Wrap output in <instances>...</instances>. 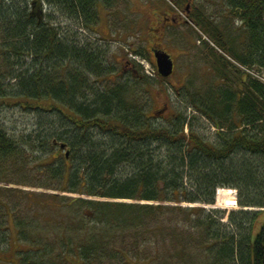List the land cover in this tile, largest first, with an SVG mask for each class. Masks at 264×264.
I'll list each match as a JSON object with an SVG mask.
<instances>
[{
  "label": "trees",
  "instance_id": "trees-1",
  "mask_svg": "<svg viewBox=\"0 0 264 264\" xmlns=\"http://www.w3.org/2000/svg\"><path fill=\"white\" fill-rule=\"evenodd\" d=\"M222 1L228 17L237 22L238 36L228 34L229 22L220 25L222 31L200 8L192 18L193 25L234 62L264 70V0ZM98 2L111 7L119 0H0V52L7 73L0 72V103H10L7 99L13 96L14 104L20 107L56 114L60 124L58 130L45 131L44 135L36 132L37 137L22 135L20 140L11 138L0 127V173L10 174V166L17 165L23 155L27 162L29 155L46 148L49 139H55L70 146L69 163L64 157L54 156L48 148L39 162L45 164L48 183L37 186L92 197L207 205L214 203L218 188H231L237 190L240 207H258L263 211L264 85L239 70L234 72L232 63L210 51L207 56L212 70L222 77L220 83L201 92L187 90L186 98L178 97L185 104L184 111L172 115L164 125H155L135 101L131 84L135 85L139 79L106 81L115 72L106 64L102 50H96L92 44L72 45L65 23L62 26L61 21L52 22L51 14L47 18L39 14L43 5H47L55 8L63 19L73 21L77 30L88 32L99 22ZM70 66L76 68L72 77L68 75ZM13 76V87L3 90L4 80ZM92 81L108 85L99 89ZM187 108L192 112L187 113ZM194 121L210 122L216 130L213 142L198 134L192 125ZM93 130L102 133L103 139L95 140ZM15 168L18 175L23 171L18 165ZM119 171H123L122 176L117 178ZM51 198L54 212L74 205L76 215L81 216L77 211L87 209L86 217L101 223L107 229L104 234L109 236H114L115 231L134 230L138 227L134 222L141 223L146 217L155 219L165 213L168 221L150 229L153 234H169L168 257L162 264H195L188 253L192 246H198L202 253L203 262L198 264H264V219L259 220L260 211L240 210L230 214L232 229L225 230L214 225L209 215L191 220L177 205L68 197H62L57 204L56 195ZM47 201L51 203L49 199L28 198L29 203L42 209L49 205ZM70 211L75 216V210ZM199 212L202 209L189 211ZM180 215L189 224L185 232L179 226ZM64 220L62 224L79 228L71 219ZM196 228L197 237L192 232ZM18 234L24 240L30 237ZM104 241V237L89 235L84 243L76 244L73 257L83 264H100L105 256L117 259L116 251L120 250L108 249L110 255ZM58 242L63 244L61 258L67 264L72 243L65 236ZM24 254L20 257L22 264H52L49 259L39 260L38 255Z\"/></svg>",
  "mask_w": 264,
  "mask_h": 264
},
{
  "label": "rangeland",
  "instance_id": "rangeland-1",
  "mask_svg": "<svg viewBox=\"0 0 264 264\" xmlns=\"http://www.w3.org/2000/svg\"><path fill=\"white\" fill-rule=\"evenodd\" d=\"M163 3L174 5L175 1L182 0H162ZM160 4L157 0H119L117 4L109 12L108 17L105 11L100 9V18L102 16V22L95 25V30L80 32L82 36H77L79 42L86 41L87 44L98 45L99 49L105 55L106 64L109 65L112 72H115L106 78V81L118 80L129 82L131 75L121 76L120 69L122 63L126 60L132 61L140 70L144 77L137 81L134 86L135 101L142 106L143 111L147 115V120L155 125H164L167 120L175 113L184 111L185 104L180 102L178 97H187V90L201 92L208 86H216L222 80L221 75L214 72L211 68V62L206 54L203 52V46H211L212 42L201 31H194V35H187L181 30H175L173 39L163 37L161 43L172 56L175 61V72L167 78L161 79L152 65L151 61L147 59L148 47H144V41L147 40L149 34H152L147 26H152L150 23L145 22V17L153 12L154 6ZM196 9L202 10L204 15L215 21L216 24L221 25L229 22L231 28L227 31L229 35H238L237 22L233 18L228 17L226 8L222 0H194ZM170 5V4H169ZM42 14L52 15V22H62V26L65 23V27L68 30V40L70 42L74 39L76 25L73 21H68L62 18L58 12L53 8L44 5ZM38 15V14H37ZM41 16V15H40ZM227 17V20L225 19ZM71 23V24H69ZM220 27V28H221ZM222 29V28H221ZM223 31V29H222ZM191 36L192 39L189 37ZM81 39V40H80ZM241 40V39H240ZM0 72L2 75L7 73L4 71L3 54L0 52ZM153 60V59H152ZM151 63V64H150ZM148 65L152 71L151 75L146 74L145 66ZM234 72L237 70L233 68ZM62 73V72H61ZM64 73V72H63ZM56 75H59V70L56 71ZM1 78V77H0ZM93 80V78H91ZM2 81V79H1ZM133 81V79H131ZM93 82V81H92ZM140 82V83H139ZM15 84V78L4 80L2 86L3 90L9 87L12 88ZM93 85L96 88L102 89L108 85L107 82H97ZM12 92L11 90H8ZM10 103H0V127L13 139H18L22 135H29L37 133H43L45 131L58 130L60 128L59 119L56 114L39 113L32 110H28L25 107H20L15 103L14 97L7 99ZM166 103L168 108L164 111L161 110L162 104ZM187 113L192 112L187 108ZM193 115V114H192ZM191 116V115H190ZM204 121V120H203ZM52 123V124H51ZM195 130L207 141H214L215 128L210 122H203V124L197 121L192 122ZM205 128H202V126ZM92 136L95 140L100 141L103 139V134L97 130H93ZM51 139L46 143V148H49ZM48 151V150H47ZM50 153H53L51 150ZM157 154V153H156ZM46 153L40 149L33 156L29 155L27 162L24 161L25 157L19 159L17 165L23 169L19 175L14 171L15 166L11 165V173H0V264H22L21 258L25 253L32 256L38 255L39 260L49 259V263L52 264H65V261L61 258V252L63 244L58 242L60 237L64 236L70 243H72L67 257V264H83L77 258H74L76 253V244L84 243V238L89 235L96 237H104V247L109 249H117V259L111 260L109 256H105L101 259L100 264H162L167 260L168 254V239L169 234H153L150 232L151 228L158 225H163L168 221V216L164 214H158L155 219L151 217L144 218L141 225L134 230H121L120 232H114V236L105 235L102 224L94 220L91 221L90 217H86L87 209L77 211L81 216L76 215V210L73 207H64L55 210V206L52 204L53 199L51 196L56 195L59 201L63 200L62 197L68 198H83L94 201H103L111 203H138V204H162L164 206H181L185 210V215L190 217L191 220L205 219L207 215L214 219V225L218 224L225 230L232 227L229 225L228 216L232 213L240 210L258 212L261 213L259 220L264 219V210L258 207H240L237 203V190L231 189L230 196H226L227 206L221 205L218 208V201L215 192V201L211 205L200 203H174V202H146V201H134L128 199H106L101 197H92L82 193H67L61 190H55L52 188H43L37 186L40 183H48L45 171V164L39 163L42 161L43 156ZM40 158V160H35ZM122 170H125L122 168ZM14 171V173L12 172ZM123 171H119L117 178L122 176ZM18 181V182H17ZM53 185V182H50ZM228 189V188H224ZM217 191V190H216ZM28 195V197H27ZM28 198L31 200H37L38 198L49 199V205L46 209L38 207L36 204L32 205L28 202ZM56 201V199H55ZM74 204V203H73ZM217 206V207H216ZM220 206V205H219ZM192 208H200L203 212L189 213ZM53 209V210H52ZM70 210H75L73 213ZM262 211V212H261ZM58 212L59 216H56ZM84 213V214H83ZM85 216V220L82 218ZM63 217V219L61 218ZM76 217V218H74ZM179 226L182 232L188 230L189 224L185 221L184 215H180ZM71 219V222L78 224L76 226L62 224L66 222L64 219ZM61 222V224H60ZM81 222V223H80ZM16 223V224H15ZM22 225L19 226V224ZM57 223V224H56ZM256 226L259 224L256 222ZM19 226L18 228L16 227ZM75 225V224H74ZM188 226V227H187ZM21 228L23 231H21ZM29 234L30 237L26 240L22 239L18 233ZM194 236L198 235L199 230L197 228L192 230ZM164 235V236H162ZM102 241L104 239H101ZM24 241V242H23ZM101 241V242H102ZM53 244V246H52ZM106 244V245H105ZM102 246V247H103ZM108 250V251H109ZM21 251V252H20ZM23 251V252H22ZM122 251V252H121ZM20 252V253H19ZM110 255L111 252L109 251ZM122 253V254H121ZM191 261L195 264L203 262L202 253L198 246H192L188 251ZM121 254V255H120ZM76 256V255H75ZM122 256V258H121ZM139 257V260L137 259ZM125 262V263H123Z\"/></svg>",
  "mask_w": 264,
  "mask_h": 264
},
{
  "label": "flooded vegetation",
  "instance_id": "flooded-vegetation-1",
  "mask_svg": "<svg viewBox=\"0 0 264 264\" xmlns=\"http://www.w3.org/2000/svg\"><path fill=\"white\" fill-rule=\"evenodd\" d=\"M160 4L154 6V11L151 12L150 15L145 17V22L150 23L152 26H147V29L152 32V34H149L147 37V40L144 41V47H148L147 49V59L151 61V63H155V57H154V50L163 49L167 53H169L165 48H163L162 43L160 42L163 37H167L168 39H173L175 37L174 31L175 30H181L182 32H185L187 35L193 36L195 28L193 26L192 18L195 15L196 12V5L194 4V0H182L177 1L176 6H170L169 4L163 3L162 1H159ZM115 5L110 6L100 4L98 6V10L100 9L102 11H105L106 15L104 17H108L109 12L112 11V8ZM101 14V13H100ZM102 20V16H101ZM96 28H94L95 30ZM189 36L191 39L192 37ZM213 51L214 53H218L217 50L213 47L204 45L203 46V52L207 54ZM172 62H173V72L171 76L175 72V61L172 58L171 54L169 53ZM208 57V56H207ZM209 58V57H208ZM153 59V60H152ZM131 75L133 78L136 79H142L144 75L140 72V70L137 68V66L130 60H126L121 65L120 69V77ZM169 76V77H171ZM168 108V105L166 103L162 104L161 110L164 111ZM68 145V144H67ZM68 147L69 156L67 159V162L69 163L70 156H71V148ZM59 158L62 156H58Z\"/></svg>",
  "mask_w": 264,
  "mask_h": 264
},
{
  "label": "bare ground",
  "instance_id": "bare-ground-1",
  "mask_svg": "<svg viewBox=\"0 0 264 264\" xmlns=\"http://www.w3.org/2000/svg\"><path fill=\"white\" fill-rule=\"evenodd\" d=\"M157 1H162V0H157ZM110 2V1H109ZM162 2H164V1H162ZM100 4H103V5H105L103 2H98L97 3V5H96V9H97V11H98V17H99V22L101 23L102 22V20H101V18H100V11L98 10V6L100 5ZM112 4V3H111ZM112 5H115V4H112ZM112 5H111V7H112ZM110 7V8H111ZM54 10L57 12V10L55 9V8H53V12H54ZM98 22V23H99ZM194 28H195V31H198L199 29L197 28V27H195L194 26ZM78 32H82L81 31V29H78ZM78 35H77V33H75L74 34V39L71 41V44L72 45H74V46H76V47H84V46H86V45H89V44H87L86 43V41L84 40V41H82L81 40V42H79V39H76V37H77ZM235 36H238V35H235ZM70 41V40H69ZM91 46H93V48H95L96 50H99V47H98V45H91ZM219 54H221L222 56H224L230 63H233L235 60H232L231 58H229V56L228 55H226V54H224L222 51L219 53ZM0 59H1V56H0ZM75 67H73V66H70L69 67V71H68V75H70L71 77L72 76H74V74L76 73V71H75ZM259 69V72L260 73H262L263 75H264V70L262 69V68H258ZM69 76V77H70ZM13 78H14V76H13ZM256 81L257 82H259V83H261V84H263L264 85V82L263 81H260V80H257L256 79ZM7 95H8V92H7ZM2 128V127H1ZM3 129V128H2ZM4 130V129H3ZM5 131V130H4ZM185 131H186V129H185ZM32 135H34V136H36L37 137V134H32ZM61 142H63V141H61ZM65 143V142H64ZM65 144H67V143H65ZM67 146H69V145H67ZM67 149H68V147H67ZM42 150H44V152L46 153L47 152V150H48V148H42ZM69 156V155H68ZM231 193H232V190H230V189H224V188H218L217 189V191H216V198H217V201H218V208H221V205H223L224 206V208H225V206H227V204H226V196H230L231 195ZM106 199H110V198H106ZM122 199H128V200H134V201H136L134 198H122ZM103 202V201H102ZM124 204H131V203H124ZM220 205V206H219ZM216 206V207H217ZM135 224H137L138 226H140L141 225V223H136V222H134ZM24 242V241H23Z\"/></svg>",
  "mask_w": 264,
  "mask_h": 264
},
{
  "label": "water",
  "instance_id": "water-1",
  "mask_svg": "<svg viewBox=\"0 0 264 264\" xmlns=\"http://www.w3.org/2000/svg\"><path fill=\"white\" fill-rule=\"evenodd\" d=\"M155 57V66L157 69V73L162 78H167L172 74L173 71V62L168 53L163 50H154ZM52 145L58 146V154L63 153L65 158L67 159L69 155V151L67 150V145L64 142L52 140ZM160 189H162L163 184H159Z\"/></svg>",
  "mask_w": 264,
  "mask_h": 264
},
{
  "label": "built area",
  "instance_id": "built-area-1",
  "mask_svg": "<svg viewBox=\"0 0 264 264\" xmlns=\"http://www.w3.org/2000/svg\"><path fill=\"white\" fill-rule=\"evenodd\" d=\"M244 72L248 73L253 79H257L264 82V75L260 72H255L253 69L241 67L239 66Z\"/></svg>",
  "mask_w": 264,
  "mask_h": 264
}]
</instances>
